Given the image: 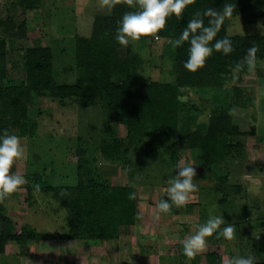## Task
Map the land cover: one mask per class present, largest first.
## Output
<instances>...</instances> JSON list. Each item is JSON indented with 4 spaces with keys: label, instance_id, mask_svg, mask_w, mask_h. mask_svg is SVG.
<instances>
[{
    "label": "rangeland",
    "instance_id": "obj_1",
    "mask_svg": "<svg viewBox=\"0 0 264 264\" xmlns=\"http://www.w3.org/2000/svg\"><path fill=\"white\" fill-rule=\"evenodd\" d=\"M19 2L0 0V50L7 54L9 64L22 66L25 48L41 44L51 49L55 81L76 83L75 35L89 36L94 13L105 12L108 3L42 0L38 9L28 10ZM260 18L248 23L241 15L231 16L227 33L262 34L264 18ZM7 19L23 27L27 37L7 35L2 24ZM149 38L131 43L144 59L137 80L173 82L174 64L164 53L169 39ZM14 67L9 71L11 80L24 79L22 68ZM260 67L259 74L245 73L236 82L245 97L253 98V105L244 107L238 102L231 109L232 123L247 133L231 137L234 146L225 163L206 167L191 161L197 169L194 182L198 185L191 205L186 209L175 206L178 213L160 214L159 219L155 206L168 178L175 174L178 161L189 160L184 140H177L176 151L171 138L143 136L137 141L133 135L129 137L120 115L106 111L101 103L86 107L73 97L51 96L29 103L28 117L37 124L35 135L21 136L12 129L22 137L25 149L12 171L24 175L26 182L2 204L17 228L25 224L52 238L30 244L25 253L9 241L0 251V264H209L207 252L215 250L216 244L220 264L230 255L252 254L256 260H264V65ZM210 93L204 86L180 88L182 101L200 104L206 113L210 105L201 98H209ZM206 113L201 114V120H206ZM105 143L118 145V158L102 154ZM88 177L136 190V224L122 227L120 237L103 242L105 246L62 238L60 235L68 231V212L49 192L41 190L45 185H75ZM210 214L223 215L228 223L235 224L234 239L228 241L214 234L208 238L206 249L189 259L183 255L182 241Z\"/></svg>",
    "mask_w": 264,
    "mask_h": 264
},
{
    "label": "trees",
    "instance_id": "obj_2",
    "mask_svg": "<svg viewBox=\"0 0 264 264\" xmlns=\"http://www.w3.org/2000/svg\"><path fill=\"white\" fill-rule=\"evenodd\" d=\"M41 2L20 0L19 3L28 10H35ZM225 3H235L232 16L241 15L245 22L254 23L257 18L264 17V0H195L185 9L181 19L174 15L169 18L165 28L156 37L174 39L194 13L208 7L219 10ZM108 6L105 12L94 13L89 36H75L76 83L55 81L52 75V53L48 46H27L23 64L19 67L9 64L7 54L0 50V132L4 129L10 132L17 129L19 135L33 137L37 124L28 117V104L42 96L73 97L82 106L101 103L106 111L118 113L128 128L129 137L133 135L137 141L143 136L152 139L171 138L173 151H176L177 140H184L189 152V160L186 161H194L206 167L225 163L234 146L231 137L247 133L232 123V106L238 102L244 107L253 105V98L245 97L238 83H229L231 68L243 59L249 47L255 45L256 66L252 69L245 67L240 78L245 73L262 72L260 66L264 65V35L228 34V17L218 38L231 36L234 47L231 54L225 56L214 52L204 68L192 73L183 66L187 59L188 43L176 49L168 43L164 53L174 64V81L139 82L137 73L144 59L131 44L122 47L114 40L117 22L133 9L129 7L128 0H115L114 6L112 0H108ZM2 24L7 35L27 37L25 29L16 26L13 19H7ZM13 67L22 68L24 79L11 80L9 71ZM189 86L210 89V97L201 98L210 105L207 113L200 104L181 100L180 88ZM238 97L241 101H238ZM205 113L207 118L203 121L200 116ZM101 152L107 158L119 157L117 144L105 143ZM131 168L130 164L128 174H131ZM41 190L49 192L68 212V231L60 235L64 239L81 240L86 245H90L87 242L91 241L94 245L105 246L103 242L118 239L121 228L136 224L139 217L136 190L129 185H110L96 177H88L80 178L75 185H45ZM130 193H135L134 199L129 198ZM190 205L188 203L186 207ZM173 206L170 213H178L179 209ZM50 238V234L37 232L25 224L17 228L0 202V251L12 241L19 246L21 253H25L30 244ZM213 246L216 249L207 252L206 261L209 264H220L219 245ZM227 250L224 249L225 252ZM256 261L257 264H264V260Z\"/></svg>",
    "mask_w": 264,
    "mask_h": 264
},
{
    "label": "clouds",
    "instance_id": "obj_3",
    "mask_svg": "<svg viewBox=\"0 0 264 264\" xmlns=\"http://www.w3.org/2000/svg\"><path fill=\"white\" fill-rule=\"evenodd\" d=\"M105 3H108V0H105ZM114 3L115 0H112V6ZM193 3L195 0H128L129 7L133 10L127 11L117 22L114 40L118 45L128 47L142 38L156 36L165 28L169 18L174 15L181 19L185 9ZM235 8V3H225L219 10L208 7L197 11L184 25L180 34L169 40L173 49L188 43L187 59L183 62L186 70L195 73L204 68L214 52L227 56L234 51L231 36L218 38V34L226 18L233 15ZM256 54L255 45L247 49L243 59L231 68L230 84L239 80L245 67L252 69L256 66ZM24 151L22 137L16 132H10L8 129L0 132V202L9 199L26 182L24 175L12 171L15 162L24 156ZM194 165L191 161L183 160L176 163L175 174L168 178L161 199L155 206L157 219L160 214L169 213L173 205L186 207L191 195L198 191V185L194 182L197 175ZM129 198L134 199L135 193H130ZM235 231V224L228 223L223 215L210 214L205 222L196 225L195 232L183 239V255L192 259L206 249L209 237L215 234L218 238L223 237L231 241ZM223 264H257V261L252 254L230 255L224 259Z\"/></svg>",
    "mask_w": 264,
    "mask_h": 264
},
{
    "label": "crops",
    "instance_id": "obj_4",
    "mask_svg": "<svg viewBox=\"0 0 264 264\" xmlns=\"http://www.w3.org/2000/svg\"><path fill=\"white\" fill-rule=\"evenodd\" d=\"M264 18V17H263ZM263 18H260V19H263ZM257 21V20H256ZM258 22V21H257ZM62 26H63V24H62ZM76 34H77V32H76ZM78 35V34H77ZM76 36V35H75ZM80 36V35H79ZM144 46H145V44L146 43H142ZM229 253V252H228Z\"/></svg>",
    "mask_w": 264,
    "mask_h": 264
}]
</instances>
